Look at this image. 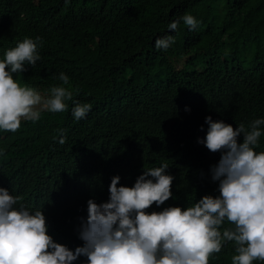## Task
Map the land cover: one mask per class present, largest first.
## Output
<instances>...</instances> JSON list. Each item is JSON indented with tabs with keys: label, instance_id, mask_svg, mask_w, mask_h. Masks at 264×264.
<instances>
[{
	"label": "trees",
	"instance_id": "obj_1",
	"mask_svg": "<svg viewBox=\"0 0 264 264\" xmlns=\"http://www.w3.org/2000/svg\"><path fill=\"white\" fill-rule=\"evenodd\" d=\"M201 4L206 32L180 19L197 20ZM168 35L174 43L157 49L155 40ZM36 37L41 59L14 79L45 94L69 87L91 110L77 121L66 101L67 111H42L15 133L0 131V187L43 208L48 234L73 251L83 245L77 229L87 201L106 202L112 177L131 187L143 169L167 163L172 198L149 212L218 196L210 168L221 154L197 143L205 118L234 128L264 118V0H0V60ZM255 151H264V134ZM234 254L225 243L210 264H231Z\"/></svg>",
	"mask_w": 264,
	"mask_h": 264
},
{
	"label": "clouds",
	"instance_id": "obj_2",
	"mask_svg": "<svg viewBox=\"0 0 264 264\" xmlns=\"http://www.w3.org/2000/svg\"><path fill=\"white\" fill-rule=\"evenodd\" d=\"M180 19L190 30L196 29L192 15ZM179 23L171 22L169 30L176 31ZM172 43L168 35L156 39L155 47L167 50ZM41 44L40 37L25 38L0 60V131L15 133L23 121H38L41 111L64 112L66 101H73L69 87L53 86L42 95L14 79V74L28 70L26 65L36 66ZM59 80L70 83L64 73ZM73 104L77 121L91 110L90 104ZM205 124L206 135L197 143L221 154L210 168L218 196L204 195L183 209L170 206L149 212L153 204L159 207L172 198L174 177L166 173L168 164L143 169L131 187L120 185L121 177L114 176L106 202L87 201V217L79 218L77 229L83 245L73 251L48 234L43 208L32 210L22 197L0 187V264H74L81 256L87 264H210L229 242L235 248L231 264L264 262V151H255L264 134V118L234 128L208 116ZM63 133L60 130L61 145ZM225 223L231 226L222 227Z\"/></svg>",
	"mask_w": 264,
	"mask_h": 264
},
{
	"label": "rangeland",
	"instance_id": "obj_3",
	"mask_svg": "<svg viewBox=\"0 0 264 264\" xmlns=\"http://www.w3.org/2000/svg\"><path fill=\"white\" fill-rule=\"evenodd\" d=\"M208 6L207 5H204V4H201L200 6H198V16L199 18L197 17V25L200 27V29L203 31V32H206L208 29H209V24H208ZM203 18H206V19H203ZM42 95H47L45 93H41ZM42 112V111H41Z\"/></svg>",
	"mask_w": 264,
	"mask_h": 264
}]
</instances>
